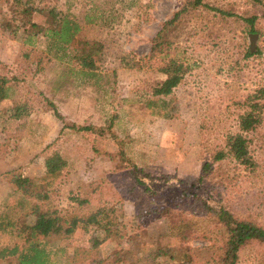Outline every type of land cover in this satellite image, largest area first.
Returning a JSON list of instances; mask_svg holds the SVG:
<instances>
[{
	"label": "rangeland",
	"instance_id": "1",
	"mask_svg": "<svg viewBox=\"0 0 264 264\" xmlns=\"http://www.w3.org/2000/svg\"><path fill=\"white\" fill-rule=\"evenodd\" d=\"M185 1L1 0L18 35L0 26V76L12 87L0 103V215H12L21 198L64 217L113 210L110 232L92 225L47 237L54 264H142L161 247L187 252L191 263L184 264H212L221 227L204 203L264 227V115L249 136L254 170L231 156L214 162L218 152H227V137L239 132L248 98L264 88V0H204L230 15L200 8L182 15L160 40ZM25 6L69 11L83 28L79 39L102 42L96 74L103 85L78 73L71 57L49 52L42 34L27 42L28 19L15 14ZM87 15L99 17L91 24ZM254 15L262 36L248 34L244 18ZM34 20L47 25L45 14ZM252 38V52H260L251 56ZM67 54H74L73 47ZM171 60L187 72L171 95L153 96L166 77L161 68ZM160 99L168 108L149 106ZM21 104L29 115L16 120L12 110ZM54 153L67 166L50 176L45 161ZM206 163L211 171L199 184ZM134 167L171 180L145 179L146 191ZM12 174L28 178L30 189L47 199L24 196L11 183ZM13 218L27 231L28 218ZM25 231H0V247L25 246ZM238 264H264V245L245 248Z\"/></svg>",
	"mask_w": 264,
	"mask_h": 264
},
{
	"label": "trees",
	"instance_id": "2",
	"mask_svg": "<svg viewBox=\"0 0 264 264\" xmlns=\"http://www.w3.org/2000/svg\"><path fill=\"white\" fill-rule=\"evenodd\" d=\"M256 3H262L263 0H254ZM7 0H5V3ZM0 0V26L3 30L12 29L13 37L18 35V27L11 26L7 15L3 14V7ZM200 8L216 11L221 16L230 15L227 12L214 8L204 2V0H186L181 10L174 14V17L165 23L162 31L159 33L158 38L163 39L166 35L167 29L174 26L178 19L184 14L198 11ZM15 14L24 15L28 19V31L30 34L27 36V42L32 44V39L37 35H41L48 40L49 52L55 50L56 57L66 58L71 57L80 68V73L85 78L88 76L94 77L95 84H102V76H97L96 68L97 62L101 57L102 42L98 40H81L78 35L82 31V26L77 20L76 16L71 12L63 13L56 8L41 9L34 6H25L17 9ZM45 14L47 17V25L34 20L38 16ZM99 16L87 15L85 21L87 23H95ZM14 19V18H13ZM258 17L247 16L244 18L246 24H249L248 34H259L255 23ZM112 22V21H110ZM109 22V23H110ZM109 23L104 25H109ZM247 34V35H248ZM162 40L160 43H162ZM73 47L74 54H67V51ZM260 52L248 50V55H255ZM161 72L165 74L164 80L153 91V96L166 97L172 94L173 90L177 88L184 78L187 70L177 60H171L168 64L161 68ZM105 81V80H104ZM11 80L0 76V103L10 98L12 87L9 86ZM100 90V86L97 87ZM102 88L100 91H102ZM97 94V93H96ZM149 106L156 108H168L169 103L165 100H149ZM250 110L240 117L239 132L235 135L227 137L225 148L227 152L221 151L214 157V162H219L227 156H231L237 163L254 170L256 163L250 153V134L256 132L258 127L263 122L264 115V88L258 90L250 96L247 100ZM55 115L60 117V114L55 105L52 104ZM29 115L28 107L26 104L17 105L12 110V117L20 120L22 117ZM168 117V114H164ZM113 122L111 123V126ZM86 129V128H84ZM67 166L66 160L58 153H54L45 161L47 174L50 176H57ZM211 171V164L206 163L202 169V174L198 179L200 184L207 173ZM132 174L139 185L145 186L146 191L149 190L145 179L153 180L151 176L144 174L141 170L133 168ZM154 180L164 181L169 183L170 176L163 175ZM11 183L26 197L35 198V200H46L48 196L34 192L30 189V180L20 175L12 174ZM200 200V199H197ZM12 215L15 213L21 217L29 219L26 230L20 228L18 220H15L10 213L4 212L0 215V231L5 233L13 231L14 234L20 236L22 232H27V244L21 246L16 244L13 247L3 246L0 247V264H54L52 260V251H48L44 245V240L50 235L64 233L71 235L77 229L87 230L88 227L94 225L99 229L110 232L111 225L115 223L111 219L113 210L107 212L105 209L97 211H89L88 214L83 215H67L64 217L59 211L42 210L40 205L36 202L34 204L25 201L21 198L13 208ZM25 208H27L26 211ZM202 209L216 219L217 224L221 227L219 233L216 235L218 244H215V256L212 264H238L240 261L241 252L255 244L264 245V227L250 221L248 219H239L234 216L230 211L225 208L210 207L207 203L202 205ZM15 212V213H14ZM178 236V234H174ZM97 243L95 244V246ZM165 258L167 264H184L182 261L190 262L191 258L187 252L177 251L170 247H161L153 250L149 258L143 260L142 264H162L161 259ZM134 264V263H132Z\"/></svg>",
	"mask_w": 264,
	"mask_h": 264
},
{
	"label": "water",
	"instance_id": "3",
	"mask_svg": "<svg viewBox=\"0 0 264 264\" xmlns=\"http://www.w3.org/2000/svg\"><path fill=\"white\" fill-rule=\"evenodd\" d=\"M256 37V36H255ZM254 38H252V44H251V50L254 51L255 50V44L253 42Z\"/></svg>",
	"mask_w": 264,
	"mask_h": 264
}]
</instances>
